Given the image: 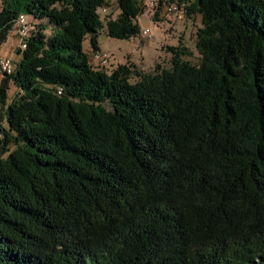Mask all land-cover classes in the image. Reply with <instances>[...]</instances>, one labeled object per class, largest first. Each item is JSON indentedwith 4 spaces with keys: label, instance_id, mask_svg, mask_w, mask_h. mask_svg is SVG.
I'll list each match as a JSON object with an SVG mask.
<instances>
[{
    "label": "trees",
    "instance_id": "trees-1",
    "mask_svg": "<svg viewBox=\"0 0 264 264\" xmlns=\"http://www.w3.org/2000/svg\"><path fill=\"white\" fill-rule=\"evenodd\" d=\"M182 1L197 62L144 73L81 48L137 35L142 0H0V46L29 18L0 75V264H264V0Z\"/></svg>",
    "mask_w": 264,
    "mask_h": 264
},
{
    "label": "rangeland",
    "instance_id": "rangeland-1",
    "mask_svg": "<svg viewBox=\"0 0 264 264\" xmlns=\"http://www.w3.org/2000/svg\"><path fill=\"white\" fill-rule=\"evenodd\" d=\"M114 1L115 0H108L109 6L96 9V13L101 18H103L104 15L114 18L117 13ZM22 20L21 25L27 26L26 22H29V18L25 16V19ZM135 22L139 29L147 28L149 30L148 35L141 37L138 43H136L132 37L125 40L109 38L106 37L103 29L97 31L95 42L98 51L105 52L108 59L107 66H104L106 70H109L118 64H132L135 66L136 70L144 73H151L156 66L167 69L169 67L170 57L167 47H181L186 52V55L182 57V60L190 63L197 62L198 54L194 48L195 30L200 27L197 15L191 16L189 20L185 18L172 19L163 16L162 13L156 16V18H150L149 10L144 9L138 16H136ZM45 33L48 34V30L45 29ZM15 36L13 30H11L8 36H6L4 43L0 46V56L10 60L12 64L18 59L15 54V48H19V44L21 43L20 41L16 46ZM87 39L88 38L85 37V39L82 40L81 48L86 54L88 62L91 64L90 54L92 53ZM1 78L2 77H0V80ZM14 94V86L9 81L7 83L4 109L9 102V99ZM2 111L3 108L0 109V113ZM0 124L4 126L2 116H0Z\"/></svg>",
    "mask_w": 264,
    "mask_h": 264
},
{
    "label": "built area",
    "instance_id": "built-area-1",
    "mask_svg": "<svg viewBox=\"0 0 264 264\" xmlns=\"http://www.w3.org/2000/svg\"><path fill=\"white\" fill-rule=\"evenodd\" d=\"M160 5L161 12L163 16H167L172 19H183L184 18V7L186 4L182 0H142V8L148 9L149 11H154L156 7ZM104 11V10H102ZM21 22H22V14L16 17L13 23V32L16 35V44L21 41ZM149 30L147 28L139 29L137 35H135L134 40L138 43L141 37L147 36ZM5 57L0 56V75L2 72H7L6 69H1L2 62H4ZM90 62L91 66L94 67H106L108 64V59L106 57L105 52L96 51L90 54Z\"/></svg>",
    "mask_w": 264,
    "mask_h": 264
},
{
    "label": "bare ground",
    "instance_id": "bare-ground-1",
    "mask_svg": "<svg viewBox=\"0 0 264 264\" xmlns=\"http://www.w3.org/2000/svg\"><path fill=\"white\" fill-rule=\"evenodd\" d=\"M22 21H23V20H22ZM21 24H22V22H21ZM21 34H22L21 41H22V39H24L26 36H28V34H29V29L27 28L26 25H23V26L21 25ZM19 42H20V41H19ZM19 42H18V43H19ZM16 46H17V44H16ZM1 69H6V70L9 72V70L12 69L11 61L8 60V59H5V58H4V62H2ZM1 74H2V73H1Z\"/></svg>",
    "mask_w": 264,
    "mask_h": 264
}]
</instances>
